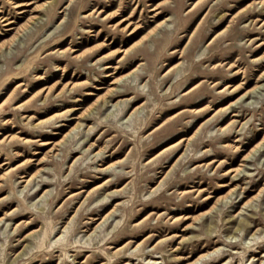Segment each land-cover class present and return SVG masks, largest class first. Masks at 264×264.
<instances>
[{
	"label": "rangeland",
	"instance_id": "rangeland-1",
	"mask_svg": "<svg viewBox=\"0 0 264 264\" xmlns=\"http://www.w3.org/2000/svg\"><path fill=\"white\" fill-rule=\"evenodd\" d=\"M263 137L264 0H0V264H264Z\"/></svg>",
	"mask_w": 264,
	"mask_h": 264
},
{
	"label": "bare ground",
	"instance_id": "bare-ground-1",
	"mask_svg": "<svg viewBox=\"0 0 264 264\" xmlns=\"http://www.w3.org/2000/svg\"><path fill=\"white\" fill-rule=\"evenodd\" d=\"M22 12V11H21ZM5 22H4V25H10L13 23L12 20H5L3 19ZM123 20V19H122ZM9 29H12L11 26H9L6 30H9ZM104 68H110L108 65H106ZM259 86L256 85L255 87H253L252 90L249 91L250 92H253L256 88H258ZM113 90V89H112ZM111 90V91H112ZM110 91V92H111ZM248 93V92H247ZM246 94V93H244ZM118 104V103H116ZM114 106V105H113ZM92 112L91 109L88 110L87 113H90ZM77 127V126H74V128ZM264 139V137H263ZM1 142V141H0ZM261 144L258 143L257 145H255L243 158V160H246V158L248 159V157H250L251 155H253L255 153V151H257V149L259 148ZM212 162V161H211ZM241 171L240 167L236 168L235 170H233V173L234 175L238 174L239 172ZM29 180V179H28ZM27 180V182H28ZM233 194V190H230L226 195H224L223 197H220V198H217L214 205L211 207V209H213L215 207V205L217 204V202H222V203H227V200L231 197V195ZM249 203V201L247 202V204ZM108 216V215H107ZM107 216L103 217L102 220L100 221L99 225L102 224L103 222H105V220L107 219ZM98 225V226H99ZM233 235V234H231ZM230 235V236H231ZM254 235V233L252 234V236ZM57 239V238H56ZM223 251H222V248L220 247H216L212 250H207L203 253H200L199 255H197L193 260L189 261V262H186L185 264H205L207 262H210V261H213L217 258H219L221 255H222ZM262 257H264V254L262 255ZM261 262V261H260ZM224 264V263H223Z\"/></svg>",
	"mask_w": 264,
	"mask_h": 264
}]
</instances>
